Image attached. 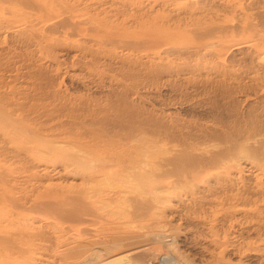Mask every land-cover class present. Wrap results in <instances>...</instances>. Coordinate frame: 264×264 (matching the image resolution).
<instances>
[{"label": "bare ground", "instance_id": "bare-ground-1", "mask_svg": "<svg viewBox=\"0 0 264 264\" xmlns=\"http://www.w3.org/2000/svg\"><path fill=\"white\" fill-rule=\"evenodd\" d=\"M0 264H264V0H0Z\"/></svg>", "mask_w": 264, "mask_h": 264}]
</instances>
